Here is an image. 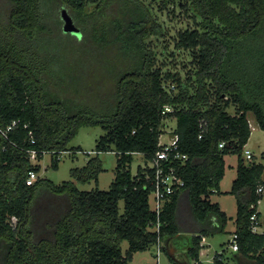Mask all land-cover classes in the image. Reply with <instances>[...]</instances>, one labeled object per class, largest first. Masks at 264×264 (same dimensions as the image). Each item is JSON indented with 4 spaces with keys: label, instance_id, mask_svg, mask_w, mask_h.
Returning a JSON list of instances; mask_svg holds the SVG:
<instances>
[{
    "label": "trees",
    "instance_id": "trees-1",
    "mask_svg": "<svg viewBox=\"0 0 264 264\" xmlns=\"http://www.w3.org/2000/svg\"><path fill=\"white\" fill-rule=\"evenodd\" d=\"M159 2L154 10L146 0H0V264H129L135 251L173 236L197 258L201 237L224 229L229 216L208 197L224 175L223 155L247 142L248 112L264 129V0ZM170 7L194 23L174 37L192 53L183 76L157 64L148 41L166 32L156 12ZM64 11L79 35L64 30ZM165 104L173 110L162 114ZM167 118L187 158L184 184L166 200L156 232L152 168L130 167L133 153L147 160L160 148ZM82 125L104 129L97 152L115 151L109 189L40 176L27 185V171L40 169L28 150L37 159L51 150L56 167L57 152ZM95 161L73 177L97 179ZM262 171L261 163L239 162L229 190L238 249L223 248L215 264H264V230L252 229Z\"/></svg>",
    "mask_w": 264,
    "mask_h": 264
},
{
    "label": "rangeland",
    "instance_id": "rangeland-1",
    "mask_svg": "<svg viewBox=\"0 0 264 264\" xmlns=\"http://www.w3.org/2000/svg\"><path fill=\"white\" fill-rule=\"evenodd\" d=\"M151 2L153 9L155 10L160 4L159 0H146ZM157 16L163 20L165 24V30L163 36L148 38L154 46L158 55L156 54L157 64L161 65L164 69L174 70V72L180 73L182 76L192 67L191 59L192 53L190 50L176 48L174 46L176 33L183 28H191L194 23L189 19L179 8H173L163 11L157 10ZM173 89L172 87H170ZM232 110V107L229 108ZM251 132L247 142L243 145L240 152L229 151L223 155L224 158V175L219 181L218 189L209 194L211 201H216L219 206L226 212L229 219L222 231H217L212 234L205 235L206 242L209 246L208 260L206 264H215L212 261V257L216 251L225 249L224 255L231 251L228 240L235 229L234 217L237 211L236 197L233 193L229 192L233 180L238 174V165L240 161L245 164H249L252 161L261 163L263 165V171L261 174V181L264 183V129L260 128L251 112L247 113ZM175 125L174 118H167L163 122V133L160 135L161 142H168L171 140L170 129ZM105 131L99 125H82L78 128L74 136L68 141L66 150L57 152L58 159L56 158L57 166L54 167V158H51V150L45 149L42 153V157L37 159H31L30 161L38 163L40 169L38 175L40 177H47L53 180L55 183H60L62 180H73L77 188L81 190H90L93 188L109 189L110 184L115 176V166L117 162V156L115 151H96L95 142L99 135ZM80 147V150H73V148ZM247 148L252 153V158L247 159L244 154V149ZM100 162L102 167L97 173V179L91 178L87 181H80L75 179L72 175L73 170L76 168H90L96 161ZM91 161V162H90ZM251 161V162H250ZM90 162V163H89ZM146 160L141 153H133V161L131 163V171L136 172L137 166H144ZM148 164V162H147ZM264 185V184H263ZM119 205L122 207L123 203L120 201ZM258 209L260 210V225L257 231L264 230V190L263 196L258 202ZM120 246L124 252L128 246L126 240H121ZM180 262V261H178ZM160 264H175L173 259L168 257L165 251H161L159 254ZM182 263V262H180ZM129 264H157L154 247H150L145 250L135 251L132 255Z\"/></svg>",
    "mask_w": 264,
    "mask_h": 264
},
{
    "label": "built area",
    "instance_id": "built-area-1",
    "mask_svg": "<svg viewBox=\"0 0 264 264\" xmlns=\"http://www.w3.org/2000/svg\"><path fill=\"white\" fill-rule=\"evenodd\" d=\"M173 110V107L169 104H165L161 110L162 114H165L166 112H170ZM14 124V121L12 122ZM250 125V122H249ZM10 127V126H8ZM251 128V127H250ZM171 132V140L168 142H161L160 141V135H159V141L158 144L161 145L160 148H158L155 152V154L150 158L146 160V163L144 166H148L152 168V176H151V191L149 193V205L150 209L153 210L157 216V221L153 226V229L158 232L159 231V214L162 211L164 204L166 200L169 198V195L177 190H179L183 184L184 180L182 176L179 173L180 166L184 163L185 159L187 158L186 153L181 152L179 149L178 144V136L176 133H173V128L170 129ZM224 142H220L219 146H223ZM46 151V150H45ZM42 150V153L45 152ZM29 158L33 159L37 158V150L34 148L29 149ZM244 154L247 159L252 158V153L249 149H244ZM59 156V155H58ZM148 162V164H147ZM38 171L34 168H30L25 176V183L27 185L33 184L35 180L38 178ZM258 191H263V186H259L257 188ZM251 219L255 218V214L253 213L250 216ZM254 231H256V225L252 227ZM237 234L235 232H232L230 239H229V247L231 250H237L238 244L236 240ZM154 251L156 255L157 264L159 263V254L161 251H165L168 254V257L173 259L175 262H178L180 264H198L199 261L207 262L208 260V252H209V246L206 242V237L202 236L200 239V249L198 252L197 258H189L188 262H185L187 260L185 258L183 259H175V251L176 248L173 246H168V250L166 248L165 242L157 239L156 243L154 244ZM220 251H216L212 257V261L215 255L219 253ZM222 256H219V259H221Z\"/></svg>",
    "mask_w": 264,
    "mask_h": 264
},
{
    "label": "water",
    "instance_id": "water-1",
    "mask_svg": "<svg viewBox=\"0 0 264 264\" xmlns=\"http://www.w3.org/2000/svg\"><path fill=\"white\" fill-rule=\"evenodd\" d=\"M62 16H63V19H64V24H63V28L65 31H70L72 33H76V34H80V31H79V28L74 24L71 16L69 14H67V12H63L62 13ZM186 234V233H184ZM174 236L173 237H170L168 238L166 241H165V245H166V248L168 250V246H173V247H177V244L175 243L174 241ZM188 251H189V247H186V259L185 262H188L189 260V256H188Z\"/></svg>",
    "mask_w": 264,
    "mask_h": 264
},
{
    "label": "flooded vegetation",
    "instance_id": "flooded-vegetation-1",
    "mask_svg": "<svg viewBox=\"0 0 264 264\" xmlns=\"http://www.w3.org/2000/svg\"><path fill=\"white\" fill-rule=\"evenodd\" d=\"M175 259H183L186 257V249L185 248H180L178 245L176 247V251H175Z\"/></svg>",
    "mask_w": 264,
    "mask_h": 264
},
{
    "label": "crops",
    "instance_id": "crops-1",
    "mask_svg": "<svg viewBox=\"0 0 264 264\" xmlns=\"http://www.w3.org/2000/svg\"><path fill=\"white\" fill-rule=\"evenodd\" d=\"M264 184V183H263ZM263 190H264V185H263ZM263 196V195H262ZM260 200V199H259ZM259 202V201H258ZM257 211L259 212V216H260V210L258 209V204H257ZM260 217H258V225H256V231H257V228L259 227V225H260ZM235 225V224H234ZM263 230V229H262ZM262 230H260V231H262ZM234 231V230H233ZM259 231V230H258ZM180 248H185L186 249V247H180Z\"/></svg>",
    "mask_w": 264,
    "mask_h": 264
}]
</instances>
